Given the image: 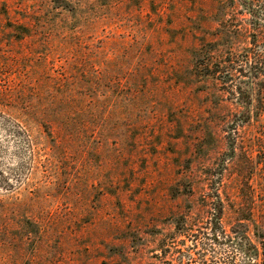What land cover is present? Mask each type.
I'll return each instance as SVG.
<instances>
[{
    "label": "rangeland",
    "instance_id": "obj_1",
    "mask_svg": "<svg viewBox=\"0 0 264 264\" xmlns=\"http://www.w3.org/2000/svg\"><path fill=\"white\" fill-rule=\"evenodd\" d=\"M224 4L0 0V264H246L264 25Z\"/></svg>",
    "mask_w": 264,
    "mask_h": 264
},
{
    "label": "trees",
    "instance_id": "obj_2",
    "mask_svg": "<svg viewBox=\"0 0 264 264\" xmlns=\"http://www.w3.org/2000/svg\"><path fill=\"white\" fill-rule=\"evenodd\" d=\"M224 3V6H222L220 10H223L226 7L229 10H234L237 7L244 8L251 16V19L249 20L250 25L255 28L262 27V25H264V0H224ZM219 31L220 30L217 29L215 34L218 35ZM230 33V31H227L225 35L228 36ZM253 44H255V41ZM211 45L212 47H214L217 44L216 42L214 44H208L209 48ZM214 49L215 48H212L211 51H204V49H200L195 53L200 57V61H202L201 59L205 56L206 59H209L207 61L210 62L211 60H213L211 53H214ZM244 51L245 54H249L250 52L249 49ZM246 59L247 60L244 59L243 61L244 65H249V69H256L255 66H252V64H250L251 60H249V58ZM216 66L217 68L219 67L218 64H216ZM239 69H243V66H239ZM245 82L242 83L245 85ZM243 92H245V90ZM215 210L217 212V214L214 215V217H216V227L213 228L212 239L217 240L216 236L219 232L222 236H224L225 241L230 242L234 246L236 251L239 252L243 256V258H245L246 264H264V234H260L257 230H253L252 235H250L248 225L245 223L250 220L248 218L241 219L238 223L234 224L231 227L230 233H226L220 225V220L222 219V207L219 202L215 205ZM258 246H260L262 252L259 251Z\"/></svg>",
    "mask_w": 264,
    "mask_h": 264
}]
</instances>
